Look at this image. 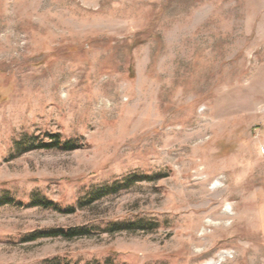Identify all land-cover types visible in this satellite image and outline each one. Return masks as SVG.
Here are the masks:
<instances>
[{"label": "rangeland", "instance_id": "rangeland-1", "mask_svg": "<svg viewBox=\"0 0 264 264\" xmlns=\"http://www.w3.org/2000/svg\"><path fill=\"white\" fill-rule=\"evenodd\" d=\"M37 195L76 209L1 207L0 264H264V0H0V200Z\"/></svg>", "mask_w": 264, "mask_h": 264}, {"label": "trees", "instance_id": "trees-1", "mask_svg": "<svg viewBox=\"0 0 264 264\" xmlns=\"http://www.w3.org/2000/svg\"><path fill=\"white\" fill-rule=\"evenodd\" d=\"M51 139L50 143H40V145L35 146L36 144L33 143V139H25L23 142H20L18 147L19 149H28L29 146H33L35 149H47V150H52V149H57V150H62V151H74L77 148L81 147L78 144H76V141L74 140H63L60 134H50L48 136ZM35 141V140H34ZM131 178V177H130ZM130 178L127 179L126 182H124V185H128L132 180L130 181ZM136 181H141V180H136ZM107 191H116L115 187H112L110 190ZM107 191H95L91 192L90 194L87 195L84 199L79 201V206H88L92 204L95 200L99 199L102 197V195L106 194ZM7 204H17L18 206H26V207H40L46 210H54L57 212L61 213H72L75 211V207L72 208L71 210L69 209H64L62 208L59 204L56 202L42 198L40 196H35L30 204H25L21 201H16L14 199H3L0 200V208L7 205ZM159 227V223L156 221H151V220H145V219H140L136 222H120V223H114L110 224L108 226L106 232L109 233H116V232H121V231H131V232H136V231H153ZM94 233V229H88V228H71L68 230L65 229H56V230H50L47 232H36L34 234L27 235L24 238V241L27 243L30 242H35L40 239H46V238H62L66 240H73V239H78V238H83V237H88ZM52 264H59L57 261L53 262Z\"/></svg>", "mask_w": 264, "mask_h": 264}]
</instances>
